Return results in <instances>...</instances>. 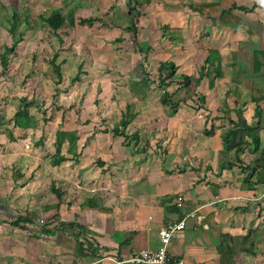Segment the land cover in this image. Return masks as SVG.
<instances>
[{
	"label": "crops",
	"instance_id": "obj_1",
	"mask_svg": "<svg viewBox=\"0 0 264 264\" xmlns=\"http://www.w3.org/2000/svg\"><path fill=\"white\" fill-rule=\"evenodd\" d=\"M124 2L129 5L123 8L128 17L124 25H116L115 34L123 44H133L125 28L130 24V8L136 7L140 42L151 47L148 58L177 65L167 89L175 91L181 75H189L191 83L179 89V98L190 92L203 97V102L194 109L186 101L173 112L150 101L152 90L144 101L136 102L131 95L126 103L135 106L136 115L125 132H137L139 142L128 143L111 132L126 103L119 109L117 124L106 125L111 118L101 119L108 111L100 115L98 107V113L89 116L88 109L69 101L79 102L85 94L101 98L114 88L131 94L130 83L121 89L124 82L111 84L101 73L106 54L80 52L72 33L61 44L59 38L51 39L50 57L57 53L62 70H75L58 84L62 89L55 96L56 106H50L51 117L37 118L35 128H12L18 105L11 113L0 103V264H116L114 259L126 260L141 249L158 248L160 227L182 219L184 227L173 233L167 245L168 254L180 264H219V251L224 248L234 252L235 264H264V183H254V175H249L261 163V149L236 153L223 148L229 128L236 131L244 122L254 125L264 118V0ZM190 5L201 6L205 13ZM232 6L231 13L241 25L231 17L225 23L218 18L222 9ZM98 7L105 8L97 16L105 26L103 17L114 4L99 2ZM162 25L178 28L181 39L163 36ZM120 30L131 37H123ZM210 49L216 51L221 72L212 88L206 77L198 80ZM134 51V47L129 51L131 57ZM140 57L129 60L135 64L128 82L139 77ZM79 64L91 67L87 74H79ZM252 92L262 95L258 107ZM57 128L77 131L80 154H67V160L51 165ZM9 131L23 136L11 140ZM232 137L237 141L239 132ZM49 139L52 148L45 149ZM260 141L264 149V127ZM66 148L67 142L62 153ZM226 162L231 164L222 167ZM52 187L62 194L57 196ZM88 198L96 199L101 208L89 206ZM13 210L28 212V221L12 224Z\"/></svg>",
	"mask_w": 264,
	"mask_h": 264
},
{
	"label": "rangeland",
	"instance_id": "obj_2",
	"mask_svg": "<svg viewBox=\"0 0 264 264\" xmlns=\"http://www.w3.org/2000/svg\"><path fill=\"white\" fill-rule=\"evenodd\" d=\"M110 1L113 2L114 7L109 15L103 17L105 26H98V24H95L93 27H86L85 25L76 23L69 31L58 29V36H56L39 17L40 14L47 13L51 8L56 6H61L64 10L71 7L74 8L77 17H85L87 15L102 16L105 8H99V2L109 4ZM124 1L125 0H0V51L3 43L11 44L12 40H18L15 52L7 54L8 59L5 64L0 62V83L2 84L0 88V103L12 113L19 103V96H26L32 101L29 110L36 118L46 120L51 117L50 113H52V111L48 110L47 107H50L51 104L53 106L55 105V96L59 94V90L62 89L57 84L59 78L55 72L56 68L60 70V84L66 77L72 76L70 73H75V70H62L58 63V55L56 57H50L52 52L50 40L59 38V44H61L64 40L68 39V32L72 33V38H76L78 44L81 46L79 48L81 49L80 52L93 51L106 54V68H104L101 73L107 74L108 79L112 81L111 84L114 81H121L124 83H122L120 89L121 87L127 88L129 84L128 75L132 66L135 64V61L132 60L136 59L140 54L139 52V55L135 54L136 52L134 51L135 53L131 57L129 51H131L134 45H127V43L123 44L124 42L115 40V38H117L115 34L116 25H124L128 17V14L123 8H128L129 5ZM13 10L18 13L20 21L13 35H10L6 27ZM136 22L140 24L138 20ZM136 26L137 32L135 35L139 39L138 41H140L142 30L138 29L137 24ZM126 32L129 31L126 30ZM125 36H130V34L126 33L123 37ZM131 36L134 38L132 32ZM147 36H150V32ZM111 38L114 39L111 40ZM141 44L145 45V42ZM72 49L73 48H70V50ZM130 57L132 58L131 61H129L131 59ZM139 59L140 63H142V58L140 57ZM87 65L79 64L78 71L80 75L82 73H88L86 69H90L91 67L88 68ZM96 68L99 70L100 65ZM142 68L143 67H139V77H142L141 70L143 71L146 69L145 71L148 73L150 80H157L156 65L153 61L147 64L145 69ZM66 83L69 84L68 81ZM153 86L154 88L150 91V101H158L162 89L156 87L155 84ZM104 88L107 91L109 89L108 85ZM114 89L115 91H113L111 95L101 93L104 94L101 95V98H99L100 94L98 95L95 93L96 95H87L83 92L82 94L85 95H81L82 99L79 102H77L78 99H74L76 102L70 100L69 103H78V105H81L80 107L88 109L89 112H87L86 115L89 116L98 113V107L102 109V111L98 113L100 115L106 110L108 111V116H105V118L101 120L104 121L107 118H111L110 122L106 125L117 124L116 121L119 117V109L124 103L132 100V98L128 90L124 93L121 90L117 91L116 88ZM168 89L171 90L170 88ZM67 96L70 97L69 95ZM104 97L106 98L102 99ZM72 98L74 97L72 96ZM86 99L89 100L88 105L84 103V101H87ZM4 114L6 115L7 113ZM44 145L45 149H47L48 146L52 145L51 140L49 139ZM36 146H38V144H36ZM50 148H52V146H50Z\"/></svg>",
	"mask_w": 264,
	"mask_h": 264
},
{
	"label": "trees",
	"instance_id": "obj_3",
	"mask_svg": "<svg viewBox=\"0 0 264 264\" xmlns=\"http://www.w3.org/2000/svg\"><path fill=\"white\" fill-rule=\"evenodd\" d=\"M131 1V0H129ZM151 0H133L134 4H141V3H149ZM208 7H213V5L209 4ZM190 8L193 10H197L199 12L205 13V10L201 8V6L198 5H190ZM235 8L234 6L228 8V9H222L219 12V20L221 22H226L227 17H231L230 21L235 22L238 25H241L239 22V19L236 15H233L231 13L232 9ZM215 9V8H213ZM130 10L132 12L130 13L131 19L130 24L125 28V30L130 31L134 34V38L132 40V43L134 45V50L136 53L139 52L140 56H142V63H139L140 67H145L147 64L152 63V60L148 58L149 51L151 50L150 46L142 45L140 41H138V38L136 37L137 32V26H136V7H131ZM208 14V13H207ZM40 19L53 31V33L57 35L58 29H67V28H73L76 23L85 25L86 27H93L95 24L102 23V19L97 17L96 15H88L85 17H77L75 15V9L74 8H68L64 10L61 8V6H56L51 8L47 13H42L39 15ZM19 15L16 11L13 10V12L10 15L9 23L6 27V30L10 35H13L15 32L17 25L19 23ZM160 32L164 36L165 34H170L171 39L174 41L180 40V30L178 28L171 29L167 25H162L160 27ZM116 41H121L122 37L117 36L115 38ZM18 40H12L11 44L3 43L2 49L0 51V62L5 64L7 61L8 53L15 52V47L17 45ZM57 53L53 55V57H56ZM216 51L213 49H210L208 51V55L204 60V64L200 69L198 80L206 77L208 79V85L210 88H212L215 84V80L221 75V72L219 69H217L216 65ZM153 63L156 65V73H157V80L151 81L148 73L145 70H141L142 77H137L135 79H132L129 83L131 95L138 101H144L147 97V92L152 90L154 88V84L156 87L162 89V93L160 97L158 98V102L162 104L163 106L168 107L171 111L175 112L181 103H186V101L191 102L190 106L194 109H197V107L203 102V97L199 98L198 95L196 96V93H187L186 98H179V89L180 88H187L191 83V76L183 74L181 75L182 81L178 82V87L175 89V91L170 92L167 87L174 82V77L177 72V65L173 61L169 60H157L153 61ZM146 64V65H145ZM142 68V69H143ZM57 77L60 79L61 74L59 68L55 70ZM58 79V83H60ZM76 79V78H75ZM154 82V83H153ZM197 82V81H196ZM178 95V96H177ZM177 96V97H175ZM261 94L255 95L254 92H252V99L256 102V107H258L257 102L261 98ZM177 98V99H174ZM18 107L14 111L11 120H12V128H35L38 124L37 118L35 115H33L29 107L32 105V101H30L26 96H21L18 99ZM56 106V105H54ZM133 107L131 103H126L124 110L121 112L120 119L118 121V124L112 128L111 132L113 136H122L124 140H128V143H130L132 140L134 141V145H136L139 142V134L137 132H134L133 134L129 135L125 132L130 120L136 115L135 112H133ZM137 107V105H136ZM48 110L51 111V107H47ZM258 109V108H257ZM232 122V121H231ZM233 123V122H232ZM240 123V122H239ZM264 127V118H260V120L254 124V125H247L245 122L238 126L236 131H234L232 128H229L223 135V148L225 150H234L236 153L244 151L246 148H249L250 151L256 152L261 149L260 154V160L261 163L258 166L257 169L252 170V172L249 175H254V183H264V149L260 147V130ZM210 130L204 129V133H209ZM239 132V137L237 141H232V136ZM55 138H54V151L50 155L51 157V165H57L65 160L68 159L67 154H71L72 156H78L80 152L77 151V139H78V133L75 130H65L62 128H57L54 132ZM9 138L11 140L16 139L17 137H21L23 135H18L17 137L13 136L11 131H9ZM42 142V141H41ZM67 142V148L66 151L62 153V149L64 146V143ZM38 143V142H37ZM231 162L222 163L221 166L225 167L226 165H230ZM57 196H60L62 193L55 189L54 187L51 188ZM86 203H88L89 206H97L99 208L100 204L96 199H86ZM57 207V206H56ZM12 217H16L12 221V224L19 225L20 221H28L27 218L29 217L28 212H20V211H12ZM75 222H68V224L73 225ZM234 252L231 250H228L227 248L220 249L219 251V264H235V261L233 259Z\"/></svg>",
	"mask_w": 264,
	"mask_h": 264
},
{
	"label": "built area",
	"instance_id": "obj_4",
	"mask_svg": "<svg viewBox=\"0 0 264 264\" xmlns=\"http://www.w3.org/2000/svg\"><path fill=\"white\" fill-rule=\"evenodd\" d=\"M184 227V220L167 221L159 229V247L156 249L144 248L126 260L114 259L116 264H180L167 252V245L173 235Z\"/></svg>",
	"mask_w": 264,
	"mask_h": 264
}]
</instances>
